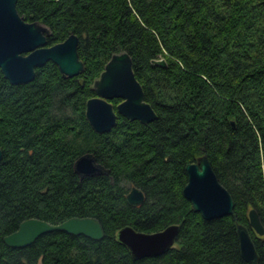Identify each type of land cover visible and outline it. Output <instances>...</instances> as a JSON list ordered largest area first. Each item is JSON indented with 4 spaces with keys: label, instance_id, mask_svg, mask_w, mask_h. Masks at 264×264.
I'll list each match as a JSON object with an SVG mask.
<instances>
[{
    "label": "trees",
    "instance_id": "obj_1",
    "mask_svg": "<svg viewBox=\"0 0 264 264\" xmlns=\"http://www.w3.org/2000/svg\"><path fill=\"white\" fill-rule=\"evenodd\" d=\"M16 7L48 26V44L74 32L84 67L65 76L48 60L22 83L0 71V264H252L241 255L237 223L264 264V234L248 216L254 207L264 227V0ZM122 50L157 116L143 123L117 112L115 125L99 132L85 103L105 62ZM110 100L115 107L120 98ZM86 151L109 172L80 178L73 163ZM203 153L233 198L232 214L204 218L182 193L185 165ZM131 185L144 192L138 205L126 200ZM71 216L96 217L103 237L52 230L21 247L3 241L26 218ZM171 223L179 224L177 239L159 255L134 257L117 238L126 224L150 232Z\"/></svg>",
    "mask_w": 264,
    "mask_h": 264
},
{
    "label": "water",
    "instance_id": "obj_2",
    "mask_svg": "<svg viewBox=\"0 0 264 264\" xmlns=\"http://www.w3.org/2000/svg\"><path fill=\"white\" fill-rule=\"evenodd\" d=\"M16 1L0 0V71L3 76L10 83L27 82L34 77L35 68L48 60L57 64L62 75L78 74L84 67L77 51L78 36L71 32L63 40L48 44V26L39 20H25L17 10ZM154 62L165 65L164 58L154 59ZM92 87L95 95L86 100L85 116L96 131H109L116 123L117 112L143 123L157 116L151 104L145 100L143 88L132 69L130 54L125 50L111 54ZM114 97L120 98L115 107L110 100ZM1 156L0 148V159ZM73 166L80 178L109 172L91 151L80 154ZM185 170L187 181L182 193L194 210L204 218L233 213V198L218 180L206 154L187 163ZM143 199L144 192L131 185L126 200L138 205ZM248 216L255 232L264 234V227L254 207L249 208ZM52 230L84 234L93 239L104 235L101 222L94 216H71L59 223L30 217L22 220L14 231L4 235L3 241L10 246L21 247L33 242L41 233ZM178 230V223L150 232L126 224L117 230V238L134 257L159 255L174 245ZM236 232L241 255L252 264H257L258 253L247 227L237 223Z\"/></svg>",
    "mask_w": 264,
    "mask_h": 264
}]
</instances>
